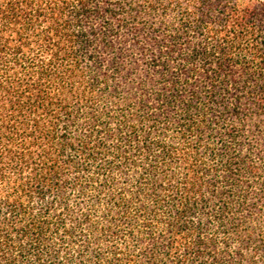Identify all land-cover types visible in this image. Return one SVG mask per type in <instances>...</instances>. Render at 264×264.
Wrapping results in <instances>:
<instances>
[{
    "label": "trees",
    "instance_id": "16d2710c",
    "mask_svg": "<svg viewBox=\"0 0 264 264\" xmlns=\"http://www.w3.org/2000/svg\"><path fill=\"white\" fill-rule=\"evenodd\" d=\"M0 264H264V0H0Z\"/></svg>",
    "mask_w": 264,
    "mask_h": 264
}]
</instances>
